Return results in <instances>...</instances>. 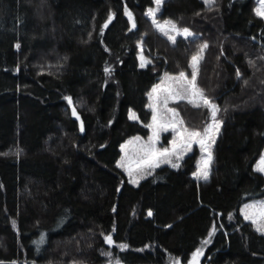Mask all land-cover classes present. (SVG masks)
Instances as JSON below:
<instances>
[{"label": "trees", "instance_id": "obj_1", "mask_svg": "<svg viewBox=\"0 0 264 264\" xmlns=\"http://www.w3.org/2000/svg\"><path fill=\"white\" fill-rule=\"evenodd\" d=\"M154 1L0 0V264H187L199 247L200 264H264V234L239 214L264 197V18L255 0H162L157 18L192 33L173 42ZM205 43L196 86L220 121L208 178L193 153L132 185L121 143L147 135L151 89L191 77Z\"/></svg>", "mask_w": 264, "mask_h": 264}, {"label": "rangeland", "instance_id": "obj_2", "mask_svg": "<svg viewBox=\"0 0 264 264\" xmlns=\"http://www.w3.org/2000/svg\"><path fill=\"white\" fill-rule=\"evenodd\" d=\"M203 1L205 2V0H203ZM258 8H261V5L259 3V0H255V11H256V13H257ZM149 9H154V10L157 9V5H156L155 1H154V4ZM148 10L146 11V14L152 20V22L155 24V26L157 23L163 25L165 21H171L169 19L157 18V13L159 10L156 11L154 17L149 16ZM260 16L262 18H264V16H262V15H260ZM176 29L180 30L177 27H176ZM165 31L167 32L168 38H169V36H175V39L178 37H187V36L183 35L182 32H180V31L172 30L171 25H165ZM162 33H164V32H162ZM141 57L144 58L142 53H139L140 61L145 64L147 62L146 59L144 58L142 61ZM170 77H179V74L164 75L153 86V88L151 89V91L149 93L148 106L151 110V118H150L148 125H153V127H148V133L146 136L138 135V134L130 136L126 140H124L120 145V156H119V160H118L117 165L125 174L127 181L129 183H131L132 185H137L141 178L148 175L155 168H157V167H150V166H148V164L145 163V161L148 159V157L145 153V148L148 146H151L154 142V147L157 151H160L164 148L171 149L172 148V142L174 139L176 140L177 144L181 143V135H183L185 137L186 141L190 140V147L182 148L177 154L171 156L170 157L171 162L177 163L180 166L183 159L187 155L195 153V156L197 158V162H196V168H195L192 175L195 179L204 180L202 177H199V176L194 175V174H196L198 172H202L204 170L205 161H207V159H208V153L209 152L211 153V157H212V148H213L214 143L212 142V140L209 137L214 136V138H215L214 142H215L217 135H218V133L215 131V129H213L210 132L209 137H205V135H204V129L213 123V120L211 117V110L207 107L201 106V107L206 108L207 112H208L207 122L204 124V126L202 128L195 130L194 128H190V127L186 126L182 120L178 106L180 103H183V104L188 103V104H191L192 106H194V105L192 103H189L188 100L175 99V98L171 97L167 91H165L166 89H169V88L173 89L174 91H180V88H179L177 81L173 80V79H169ZM187 78L189 80L191 79V77H189V76H187ZM182 82L186 83V81H182ZM157 85H159L160 87L157 89L156 92H153V89ZM150 94H151V96H150ZM165 100H167L166 106L164 104ZM150 105H152L153 107H150ZM154 108H155V112L157 115V122H155V123L153 121ZM168 109H175V112L178 115H173V113L169 112ZM216 119L218 120L217 116H216ZM160 126H163V128H161ZM164 129H166V130H164ZM185 129H187L189 132L199 131L201 133V136L197 137L195 139L188 138L187 133H185V131H184ZM219 130H220V126H219ZM154 132L158 133V138H156L154 136ZM136 138H139V139H136ZM200 139L205 140V146L203 149L201 148V145L197 142ZM177 155L180 156L179 160L177 159ZM262 156H264V147H263L261 154L259 155V157L257 158V160L254 163L253 168L256 171H258L257 170V164L260 161V158ZM121 163H123V165H124L123 167L120 166ZM211 163H212V158H211V162L208 164V167H207L208 175L210 172ZM161 165H168V166L172 167L171 163L160 162L159 166H161ZM129 170H131V175L129 174ZM259 172L262 173L264 176V172H261V171H259ZM133 181H136V182H133ZM260 202H264V197L250 200V201L246 202L245 204H243L239 209V214L241 215L243 220L251 222V224L256 228V230H257L258 225L264 226V220H260L256 216H253V219H256L257 223H253L252 220L245 219V214L248 213L251 215L252 211H253L252 209H246L245 206L257 204ZM259 232L264 234V231H259ZM205 244L206 243L204 241L202 245L204 246ZM197 249H200V253L197 254L195 257L193 254L192 258L189 260V262L187 264H200V259H201L202 253H203V247H199ZM194 253H197V250Z\"/></svg>", "mask_w": 264, "mask_h": 264}, {"label": "snow or ice", "instance_id": "obj_3", "mask_svg": "<svg viewBox=\"0 0 264 264\" xmlns=\"http://www.w3.org/2000/svg\"><path fill=\"white\" fill-rule=\"evenodd\" d=\"M155 3L157 5V9H149L148 10V15L149 16H155L156 11L159 10V5L162 3V0H155ZM206 4L212 5L215 3V0H205ZM259 3L261 5V8L257 9V14L258 15H262L264 16V0H259ZM129 17L131 18V13H128ZM112 19V17H109V21ZM155 22V21H154ZM165 25H171L172 30L174 31H180L182 32L183 35L185 36H191L192 33L187 29L184 28L182 30H177L176 29V25L171 22V21H165L163 25L157 23L156 26L157 28H159L162 32L165 33V35H167V32L165 31ZM104 27H107V23L104 25ZM169 39L172 40L173 42H175V36H169ZM208 47V45L205 43L203 45H201L199 52L194 55L192 57V63H191V68H192V72H191V79L189 80L186 76V74L184 72H181L179 74V77H170L169 79H173L176 80L180 91H174L173 89L169 88L166 89L165 91H167L169 93V95L175 99L178 100H188L189 103H192L195 107H207L211 110V117L213 120V123L211 125H209L208 127H206L204 129V135L205 137H209L210 132L215 129V131L218 133L219 132V126H220V121H218L216 119L217 116V112L219 111L218 106L216 104H214L207 96H205L204 92L202 89H199L196 86V78L198 75V64L200 62V60L202 59V56L200 55V53H202L204 51V49H206ZM142 61H143V57H141ZM144 66V63L141 64V67ZM106 71H109L108 69H106ZM182 81H186V83H183ZM160 86L157 85L154 89L153 92H156L157 89ZM151 96V94H150ZM69 103L71 104V98H68ZM165 106L167 105V100L164 101ZM150 107H153L152 105H150ZM169 112H172L173 115H178L175 112V109H168ZM73 115H76V111L75 108H73ZM132 118H135V115L132 114ZM153 121L154 123L157 122V115L155 112V108L153 111ZM148 127H153V125H148ZM161 128H163V126H160ZM166 130V129H164ZM185 133H187V137L191 138V139H195L197 137L201 136V133L199 131H191L189 132L187 129L184 130ZM154 136L156 138H158V133L154 132ZM212 142L214 143V136L209 137ZM139 139V138H136ZM151 139V138H150ZM200 145L201 148L203 149L205 146V140L204 139H200L197 141ZM190 147V140L186 141L185 137L183 135H181V143L177 144L176 140L174 139L172 142V148L168 149V148H164L160 151H157L154 147V142L151 146H148L145 148V153L148 157V159L145 161L146 164H148V166L150 167H158L160 162H165V163H171L172 167H178L179 165L177 163H172L170 157L177 154L182 148H188ZM211 153H208V159L207 161H205V167L204 170L202 172H198L194 175H197L199 177H202L203 179H207L208 178V171H207V167L208 164L211 162ZM177 159H180V156L177 155ZM121 167H123V163H121L120 165ZM257 170L264 172V156H262L260 158V161L257 164ZM129 174L131 175V170H129ZM136 182V181H133ZM246 209H252V214H245V219H249L252 220L253 223H257L256 219H253V216L258 217L260 220H264V202H260L257 204H252V205H246L245 206ZM149 215H151V213L149 212ZM215 230V229H214ZM258 231H264V226H259L257 227ZM211 235V233H210ZM105 241L109 244H112V238L111 236H105ZM205 243H208V241H205ZM121 247H127V245H121ZM200 253V249H197V253H194V257ZM117 264H119V262L117 261Z\"/></svg>", "mask_w": 264, "mask_h": 264}]
</instances>
